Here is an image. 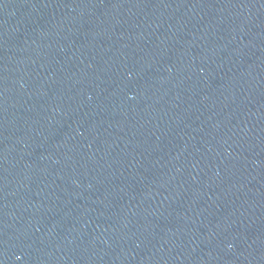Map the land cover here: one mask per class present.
I'll return each mask as SVG.
<instances>
[{
  "label": "water",
  "instance_id": "water-1",
  "mask_svg": "<svg viewBox=\"0 0 264 264\" xmlns=\"http://www.w3.org/2000/svg\"><path fill=\"white\" fill-rule=\"evenodd\" d=\"M0 264H264V0H0Z\"/></svg>",
  "mask_w": 264,
  "mask_h": 264
}]
</instances>
